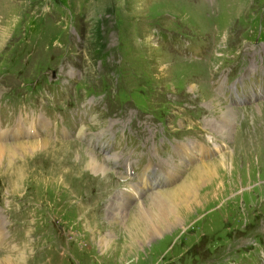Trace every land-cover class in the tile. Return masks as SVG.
<instances>
[{
	"label": "rangeland",
	"instance_id": "rangeland-1",
	"mask_svg": "<svg viewBox=\"0 0 264 264\" xmlns=\"http://www.w3.org/2000/svg\"><path fill=\"white\" fill-rule=\"evenodd\" d=\"M3 30L0 128L30 130L4 143L47 144L0 153V260L264 264V0H0ZM208 164L197 201L150 199ZM131 223L156 231L132 254Z\"/></svg>",
	"mask_w": 264,
	"mask_h": 264
},
{
	"label": "bare ground",
	"instance_id": "bare-ground-1",
	"mask_svg": "<svg viewBox=\"0 0 264 264\" xmlns=\"http://www.w3.org/2000/svg\"><path fill=\"white\" fill-rule=\"evenodd\" d=\"M5 33V30H3L0 34L1 37L4 35ZM228 113V112H227ZM223 119L228 123V120H230L229 116H225L223 117ZM42 118L39 119V124L42 123ZM230 122V121H229ZM29 124V123H28ZM31 124V123H30ZM25 125V127L27 126V124L24 122V124L22 123H19V126H15V128L11 131L9 129H6V130H3L0 128V153L6 149H13V148H17V147H27V148H31V147H35V148H38L40 149L41 147H43L44 145H46V141L44 140H40V141H34V140H29V141H22V142H19V143H15L13 145H5L4 143V139L6 138H9V139H16V138H19L20 136H24L25 135H29V131L30 130H22V126ZM28 128V127H27ZM38 131V130H37ZM36 135V134H35ZM22 149V148H21ZM44 149V148H43ZM23 150V149H22ZM19 151V150H18ZM2 155H4L3 153H1ZM20 154V153H18ZM92 156V155H91ZM94 156V155H93ZM115 159V158H114ZM113 160V159H112ZM0 161H1V157H0ZM116 161V160H115ZM88 166H89V163H88ZM208 167L205 168H202V165L201 166H198L196 167L192 172L191 174L189 175L188 179L182 183L181 185H179L177 188H174L173 190H171L170 192L168 193H158L157 195L155 196H151L150 199H155L156 198V201L157 202V205H162L164 204V202L166 203H169L170 199H174V201H180L181 200H192L193 202V199H196V201L198 200V196L197 194L195 193V187L197 186V181H203V180H206V178H208L207 176L212 173V169H211V165L208 164L207 165ZM90 167V166H89ZM92 169H96L98 171H101V173H105V170L109 169V166L108 164H106V166H103V164H101V162L99 160H93L92 161ZM111 167V166H110ZM88 168V167H87ZM213 176V175H212ZM192 179V185L190 186H186V183L190 182L188 180ZM196 180V181H195ZM149 182V180H146ZM195 182V183H194ZM153 182H149V185L147 187H151ZM154 197V198H153ZM129 199H133L132 196H129ZM143 202L138 205L136 207V209L133 211V213L131 214L130 216V220L131 219H137L139 220V218L145 214V208H143L142 205ZM133 225V226H136L135 228L131 229V230H128L129 227ZM129 227H127L126 229L128 230L127 231V241H125V245H126V248L124 250H126L128 253H131V251H133L135 248H137L136 246V240L139 241V242H144V239L146 238H150V237H153L154 236V233L156 232L155 231V228H154V224L152 225H147L145 223V227L142 229V228H139L137 225H135V223H131ZM2 222L0 220V245H1V240L3 239V235H2ZM100 238V237H99ZM105 241H102V243H104ZM22 251V250H21ZM125 252V251H124ZM126 252V253H127ZM132 254V253H131ZM21 255V254H20ZM23 260V255H21V258ZM19 259V260H20ZM12 259L10 258H3L2 260H0V264H9L11 263ZM12 264V263H11Z\"/></svg>",
	"mask_w": 264,
	"mask_h": 264
}]
</instances>
